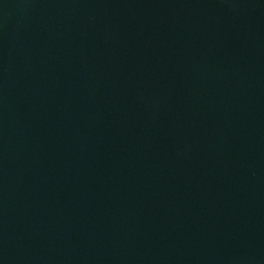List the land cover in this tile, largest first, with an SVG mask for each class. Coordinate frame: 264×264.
Wrapping results in <instances>:
<instances>
[{"label": "water", "instance_id": "1", "mask_svg": "<svg viewBox=\"0 0 264 264\" xmlns=\"http://www.w3.org/2000/svg\"><path fill=\"white\" fill-rule=\"evenodd\" d=\"M0 264H264V0H0Z\"/></svg>", "mask_w": 264, "mask_h": 264}]
</instances>
